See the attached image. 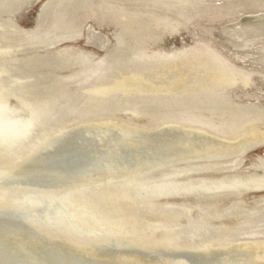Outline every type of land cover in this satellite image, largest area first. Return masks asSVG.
I'll list each match as a JSON object with an SVG mask.
<instances>
[{"label":"bare ground","instance_id":"bare-ground-1","mask_svg":"<svg viewBox=\"0 0 264 264\" xmlns=\"http://www.w3.org/2000/svg\"><path fill=\"white\" fill-rule=\"evenodd\" d=\"M56 1L0 0V264H264V153H253L252 165L260 174L252 179L249 173L215 179L204 174L237 167V156L161 164L133 174L137 167L165 163L171 150L182 154L190 145L233 141L243 128L258 129L264 121V94L229 90L225 98L197 90V98L159 100L102 93L106 85L115 89L131 79L135 73L122 68L140 62L155 68L146 79L166 87L191 63L212 62L225 85L217 83L234 88L241 76H231L223 59L237 66L249 59L243 51L264 55V0H244L233 15L224 16L200 6L215 9L239 0H136L157 11V17H169L166 26L179 38L157 54L156 43L146 49L142 40L126 33L125 25L138 19L125 16L114 0L76 2L89 13L78 21L84 19L87 26L85 19L91 17L94 29L104 35L98 49L75 42L62 25L64 9L77 0ZM33 6L31 23H21ZM244 11L250 14L248 22L239 23ZM199 14L200 21L211 24L200 23V32L192 35L189 19ZM139 19L134 24L153 26L142 25L146 32L159 29L156 22ZM176 19L182 23L174 25ZM233 21L234 28L224 31L227 37H250L236 47L216 36L218 26ZM120 50L123 61L115 56ZM147 50L152 54L146 55ZM243 76L244 83L252 84V75ZM247 115L251 119H241ZM121 124L131 126L139 146L112 142ZM96 172L108 174L107 179L94 186L79 183ZM241 198H248L246 208ZM198 212L206 217L197 218ZM177 218L183 224L175 225ZM153 247L160 251L152 252Z\"/></svg>","mask_w":264,"mask_h":264},{"label":"rangeland","instance_id":"rangeland-1","mask_svg":"<svg viewBox=\"0 0 264 264\" xmlns=\"http://www.w3.org/2000/svg\"><path fill=\"white\" fill-rule=\"evenodd\" d=\"M58 1L59 0H57L56 2H58ZM60 1H62V0H60ZM62 2H61V4H62ZM76 2L78 3L79 0L75 1L74 4L72 6H70V7H67L66 6L67 9L66 8L64 9V10H67L66 11L67 18L62 22V25L67 27L69 33H71L72 34V37H74L73 40H75V42L87 43V44H90L91 46L97 47V49L100 48V47H102L104 45V42H105L104 37H103L104 35H103L102 31L100 30V28L98 29L100 32L99 31H96L94 29V27H93L94 25L90 21L91 20V17L90 18L89 17L88 18L86 17V19H85V21H88V23L90 22L89 24H87V26H85L86 23L83 22L84 19H82V20L80 19L78 21V18L80 17L79 15H85V14H89V13H87L86 10L83 9L80 6L81 4H76ZM114 2L116 4V6H119L120 8H123V10L125 11L124 12L125 16H133L134 18L138 19V21L132 22L133 24H131V25L127 21H124V22H127L128 23V24L126 23L127 25H125L126 26V29L125 30H128L126 33H128L129 35L132 34L134 36H137L139 40H142L144 42L146 49L147 48L149 49L150 45L153 42L156 43L155 44V47L157 49L158 48H160V49H158L159 51L157 50V52L154 53V54H157L162 49L167 48V46H169L171 42H175V40L179 39V38H177V34H174L171 31L172 28L171 27L169 28L168 26H166L167 21H169V17L164 16V15H162L160 13L158 14V17H157V13H158L157 11L149 10V9L148 10L144 9V7H145L144 4L141 5V3H139V1H136V0H114ZM245 2L246 1H244V0H239V2H235L234 1L231 5L228 3V4H225L223 6L217 7L215 9H209L210 7L208 8V6L207 7L200 6V8H205V11L206 12H207V10L208 11L209 10L219 11L220 12L219 13V16H224V14L233 15L234 12H232V11H235L236 10L235 9L236 7L240 8ZM235 3H237V5H234ZM100 6L103 7V6H105V4H100ZM151 6H153V5H151ZM34 8L35 7L33 6V7H31L30 9H28L27 11H25L23 13V15L20 18L21 21H22L21 23H26V24H30L31 23V18H32V13L34 11ZM230 8H231V10H230ZM227 9H228V11H227ZM245 10H248V8H246ZM145 13H148V15L145 14ZM246 13H247V11H246ZM246 13L244 11V13L243 12L241 13L242 16L239 15L240 17L237 20L239 23H240L241 20H244L242 23L248 22V19L246 17L248 15H250V14L249 13L246 14ZM60 16H61V12H60L59 17ZM200 16L203 17V15H200L199 14L198 17L196 16L194 19L193 18H191V20L189 19V22L190 23H188V24H190V25H188V29H189V31H192V35H194L195 31L196 32L197 31L200 32V29H197V28H199V26L202 27V26H208V25L211 24V23H209L207 25V23H205L203 21H200L199 20L201 18ZM141 17H143L144 19H146L145 20V21H147L146 23H152V21L156 22V24H155L156 27H154V28H159V29H156L155 31H153L154 33L153 32H150V31L149 32H146V29L142 25H147L149 27V29L153 28V26L152 25H148V24H144V23H142V24H134V23H139V21H140L139 18H141ZM128 18L130 19V17H128ZM126 19H127V17H126ZM209 19L206 18L205 20L207 22L213 20V19H211V20H209ZM226 19H227V21H229V17H227ZM133 20H135V19H133ZM172 21H174V20H172ZM222 21H226L225 18ZM237 21H233L231 23H226L224 26H218V29L216 30V36H218L221 40H223L224 42H226V43H228V44H230V45H232L234 47H236L238 45H241V43L243 41H245L246 38H250L249 37V34H245V33H243V35H245L246 38L243 39V40H241V38H240L241 35H238L237 36L239 39L236 36L235 37H227V35L224 33V31L226 29L234 28L235 23ZM163 22H165V23H163ZM179 22H180V19H176L174 21V25H177ZM197 22H198V24H197ZM181 23L182 22H180L179 24H181ZM200 23H202L201 24L202 26L200 25ZM161 24H162L163 27L161 26ZM77 25H79V27H77ZM147 26H146V28H147ZM75 27H77V29H75ZM161 27H162V29H161ZM84 29H85V31H84ZM158 30L160 31V34H159V31ZM85 34H86V38H85ZM187 34H188V32H186L185 36H187ZM158 36H159V38H157ZM169 36H171V37H169ZM166 39H167V41H166ZM109 41H110V43H113V40L110 39ZM106 43H107V41H106ZM163 43H165V44H163ZM123 53H124L123 50L117 51L115 53L116 58L118 57L119 60H122L124 58L123 57ZM243 53L249 59H247L248 62L246 61V62H243V63H240V64L238 63L239 66H238V64H237V66L230 65L231 62L226 63L225 59H223V63L226 65V67L231 72V76H236V77H237V75L238 76H241V77H239L240 78V81L238 82L237 86H235L234 88H227V87L225 88V87H222L220 84L217 83V81L219 80L220 83H222V85H225L224 79L219 78V74L217 76L214 73V71H213L214 69H212V67H211V65H213L212 62L210 63V62H207L206 61L207 62L206 63V62H201V61L199 62V61H197L196 63L195 62L194 63H191L190 66L188 67V72H182L180 74L179 78L173 79L172 84L169 85V86H167V87L164 86L163 84H162L163 85V87H162L161 83H159V85H158V84L154 83V81L146 79L145 77L147 76V74L148 75H151L152 74L151 73V70L154 71L155 68L154 67L147 66L149 64H145L144 65L143 62H140V63L135 64L133 67L124 66L122 68V71L123 72H125V71H131V73H135V75H133V76L130 77L131 79H128V80L126 79V80L121 81L120 86L116 87L115 89H109V88H111L110 85H106L104 87L102 93H104L105 95H109L110 93H114L115 92V94H118V95L119 94H121V95L129 94V95H131L133 97H143V98H151V99L154 98V99H159V100H162V99L163 100H169L171 98H175V99H182L183 98L185 100H189L191 98H197L199 96V93H200V92L198 93L199 90H201L203 93L204 92H211V93H213L215 95L216 94H219V93L220 94L223 93V97H225V98L227 97V95L224 94V92H228L229 90H234V91L239 92V93L246 92V91L249 92V93H251V92H256L257 91V92H260V93L264 94V77H262V76H264V73L259 72V69H261V67L264 68V55H263V53H252V52L246 53L244 51H243ZM145 54L146 55H150L152 53L147 50ZM257 56H260V57H257ZM257 58H261L260 62H258L256 60ZM261 61H263V62H261ZM235 67H237V68H235ZM253 68H255L256 70L253 69ZM166 73L167 72H164V76L163 77H165V74ZM243 74H245L247 76H250V77L252 75V77H251L252 78V82H251L252 84H249L248 85V83H244L241 80V78L245 77V76H243ZM188 77H191V78H188ZM211 79H212V81H211ZM179 82L181 84H183L184 86H181L180 87V83ZM190 85H194V86H191L190 87ZM204 86H205V88H204ZM217 86H218V88H217ZM192 87H193L194 90L196 89V91H193L192 93L191 92L189 93V91L192 90ZM251 94H253V93H251ZM251 117H252V115H247V116H245V117H243L241 119L242 120H247V119H251ZM114 126H118V124H114ZM261 126L264 127V121H262L261 123H259V127L262 130L258 126H257L258 129H256V128L253 129L252 126H249L247 128H243L242 131L238 132V134H235V137L232 138L233 141L231 139L227 141V139L224 140V139L221 138V140H216L214 142H212V141H206L207 142L205 144L206 146L205 145L204 146H200V145L198 146V145H196V147H195V145H190V146H188L189 149L188 148L187 149H184L185 152L182 153V154H179V153L177 154V152H174L173 150H171L172 152L170 151L171 152L170 153V156L167 158V161L165 160L166 161L165 163L164 162L157 161V162H154L153 163L154 165L153 164H150L151 165L150 167H143V168L137 167L135 169V171H134L133 174L134 175L135 174H140L138 172H147V171H150V170H153V169L162 168V167H160L161 164H166V166L169 167V165H171V164L173 165L175 163H182V162H187V161L188 162L198 161L199 159L202 162H205V161H208L209 162V158H210V162H214L215 160L218 161V160H221V159L222 160H227L228 158L234 159V157L236 158V156H237V158H236L237 161L240 160L238 162L239 165L237 164V167H236V165H234V166H227V167L222 168L221 170L215 171L216 174H214V171L213 172L204 173V174H207V176H208L209 179H211V178L212 179H215L216 177H219V178L224 177L225 174H236L237 173V174H242V175L245 176L247 173H249L248 175H246V177L252 179V178H254L255 173H256V175L258 173L260 174V170L258 168H257L258 169L257 170L256 169V166L252 165V161H253L252 156H253V153L255 152V149L257 150L256 152H260L261 154L264 153V137H263L264 136V133H262V131H264V128H262ZM131 129H132L131 126H129L127 124H125V125H123V124L119 125V128L117 129L118 132H116V134L113 136L112 142L114 141L113 142L114 144L127 143V144H134V145L139 146L141 142L138 141V140H134L136 138H134L133 136L130 135ZM171 134H172V132H171ZM239 134H241V135H239ZM252 138L254 139V141L252 140ZM210 142H212V143H210ZM237 142H238V144H237ZM239 142H240V145H239ZM252 142H255V144L252 143ZM250 147H251V149H250ZM256 147H259V148H256ZM195 149H197V150H195ZM190 150H191L192 153L190 152ZM242 152H244V153H242ZM221 154L223 155V157H220V156H222ZM227 155H229V156H227ZM246 155H247V158H246ZM188 156H190V157H188ZM191 157H193V158H191ZM197 157H198V159H197ZM217 157H219L220 159L217 158ZM225 157H226V159H225ZM26 158H27V156L25 158L20 159V160L18 159L17 160V164L20 165L21 162H24L25 161L24 159H26ZM186 158H188V159H186ZM232 159H230V160H232ZM174 161H176V162H174ZM115 166L116 165L113 166V169H114ZM239 166H240V168H239ZM246 166H247V169L250 170V171H247V169H244V168H246ZM147 168H148V170H147ZM226 169H227V171H226ZM240 169L243 170V171H241ZM3 174H5V172L2 173V176H3ZM99 174H100V177H98ZM250 174H252V175H250ZM104 175L101 172H96V175H95V173H93L91 176H88V179H86L87 178L86 177L85 179H83L79 183L81 184V183H85L86 182V184H85L86 186L87 185L94 186L92 184H95L97 182H100V180L101 181H104V180L107 179V178H104V177H107L108 174H106L107 176H104ZM187 175L189 177H192V176L193 177H195V176H197V177L198 176H201V175H198V174H187ZM188 176H186V177H188ZM91 178L96 179V181L93 180V179H91ZM247 199L248 198H244V199L241 198V199H239L240 201H243V203L241 202L242 204L241 203L240 204L244 208H246V206H247L246 204L249 203V201H247ZM262 213L264 215V211ZM203 214L204 213L199 214V212H198V216H197V214L195 216L197 218H201L203 216L206 217V215L205 214L203 215ZM210 214L209 213L207 214L208 217L210 216ZM180 219L181 218H177V220L175 221V225L183 224L184 221L183 220H180ZM219 228L220 227H213L211 229L212 230H216V229L219 230ZM156 248H158V247H153L152 248L153 249L152 252H154V251L155 252L160 251V250H158ZM154 249H156V250H154ZM166 249H167V247H166ZM170 249L171 248H168L167 250H170ZM148 259L149 258L147 256H145V255H142L141 256V260L144 263H148L149 262Z\"/></svg>","mask_w":264,"mask_h":264}]
</instances>
